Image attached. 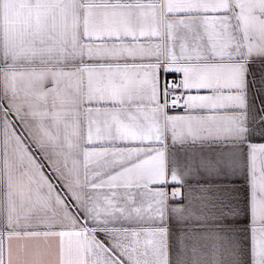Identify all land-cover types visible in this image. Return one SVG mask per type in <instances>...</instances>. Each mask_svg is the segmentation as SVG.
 <instances>
[{
    "label": "snow or ice",
    "instance_id": "1",
    "mask_svg": "<svg viewBox=\"0 0 264 264\" xmlns=\"http://www.w3.org/2000/svg\"><path fill=\"white\" fill-rule=\"evenodd\" d=\"M37 4L76 45H123L87 59L131 74L98 73L83 138L53 142L0 53V231L49 221L83 248L69 264H264V0Z\"/></svg>",
    "mask_w": 264,
    "mask_h": 264
},
{
    "label": "crops",
    "instance_id": "2",
    "mask_svg": "<svg viewBox=\"0 0 264 264\" xmlns=\"http://www.w3.org/2000/svg\"><path fill=\"white\" fill-rule=\"evenodd\" d=\"M97 16L100 25L118 26V17L111 11H101ZM76 32L75 22L69 19L65 25L59 11L43 19L37 0H0V53L11 52L14 62L25 73L19 82L25 119L53 142L65 136L83 138L88 117L97 109H89L82 102L98 99L92 92L98 73L105 71L109 81L115 77L125 83L131 74L122 65L119 69H101L95 60L87 59L90 54L96 55L97 49L123 45L83 41L76 45ZM109 92L111 96L118 95L117 89ZM74 99L76 104L72 103ZM4 223L0 212V229ZM82 257L83 248L70 236L54 231L49 221L21 220L18 225L14 223L10 229L0 231L3 264H69Z\"/></svg>",
    "mask_w": 264,
    "mask_h": 264
}]
</instances>
